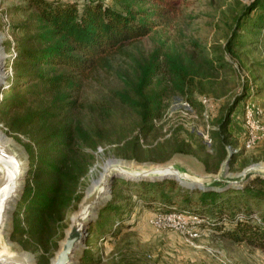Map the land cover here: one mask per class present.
Segmentation results:
<instances>
[{"label":"trees","instance_id":"trees-1","mask_svg":"<svg viewBox=\"0 0 264 264\" xmlns=\"http://www.w3.org/2000/svg\"><path fill=\"white\" fill-rule=\"evenodd\" d=\"M24 1L23 6H13L10 12L28 15L26 23L14 27L31 35L17 45L16 55L8 61L12 74L0 91V123L8 134L28 139L24 147L30 167L12 235L13 240L28 239L21 241L28 249L31 241L40 242L55 229L57 218L73 199V190L84 174L76 159L85 155L87 146L94 149L100 144V130H83L82 114L90 112L105 126L114 124L115 106L135 115L138 132L119 150L123 158L141 161L137 153H144V159L162 163L175 153L196 154L191 146L178 142L168 151L157 145L142 152L140 140L152 133L154 122L161 117L166 90L172 88L186 95L193 78L187 65L162 52L161 47L141 58L128 50L166 23L187 0H114L118 9L98 0L81 7L59 0ZM256 11H260L258 17L249 21V15ZM262 28L264 0H252L236 21L226 48L231 51L240 45L237 38L242 29L258 35ZM221 60L220 56L201 60L197 76L201 65L216 70L213 64L221 68ZM116 61H122L132 79L116 68ZM114 77L123 82L124 89L109 91L108 97L102 96L89 106L86 89L100 87L103 79ZM236 105L227 108L218 131L210 135L213 154L200 159L207 172L218 171L226 158V147L234 144L227 130ZM126 137L123 131L119 133L120 141ZM257 182V187L221 193L186 190L172 180H117L120 184L114 189L120 186L122 191L132 193L156 214L195 216L200 220L199 229L264 252V182ZM118 197L113 192L112 202L101 212L106 216L100 215L91 225V235L113 234L112 226L120 225L121 220L111 219ZM92 261L86 250L81 264Z\"/></svg>","mask_w":264,"mask_h":264},{"label":"rangeland","instance_id":"rangeland-1","mask_svg":"<svg viewBox=\"0 0 264 264\" xmlns=\"http://www.w3.org/2000/svg\"><path fill=\"white\" fill-rule=\"evenodd\" d=\"M59 1L74 2L81 7L91 0ZM98 1L118 9L114 0ZM251 1L187 0L179 5L178 10L166 23L157 27L149 37L128 49L131 54L141 58L161 47L162 52L187 65L189 75L193 78L192 88H189L186 95H181L172 88L166 90L161 117L154 122L152 133L146 139L140 140L142 152L157 145L164 146L168 151L173 143L178 142L191 146L196 155L175 153L162 163L144 159L146 156L144 153H137L141 161L123 158L119 150L123 148L125 141L136 136L138 132V120L135 115L114 105L115 122L105 126L98 118L92 116L93 114L86 112L81 115V126L86 132L100 130L101 135L98 138L100 144L94 149L87 146L84 149L85 155L76 159L77 165L84 170V174L79 177L70 204L57 218L55 229L40 242L31 241L28 249L21 244V241H28L25 237L21 240H13L15 213L20 200L11 214L3 245L13 251L30 254L34 264H50L70 224L71 215L77 211L86 189L99 177L104 164L110 159L123 160L137 166L179 163L196 174H214L205 170L200 159L213 154L210 135L218 131L220 118L227 108L235 103L237 105L230 121L232 117L240 121L242 133L239 138L231 136V142L234 144L226 147V152L230 149L235 154L229 164V173L237 175L248 166L264 163V135L252 148L244 149L247 140L245 124L247 103L254 104L260 110L258 119L264 127V28L258 35L242 29L237 38L240 45L231 51L226 48L236 21L241 18ZM24 4V0H0V38L9 59L16 55L17 45L31 35L14 27L26 23L28 15L10 12L11 7ZM259 14L260 11L252 12L249 21L256 19ZM218 56L222 58L220 64L223 67L220 68L218 63H214V68L218 69L210 70L207 66L201 65V72L197 76V65H200L201 60H213ZM9 59L6 62L5 72L8 78H11L12 72L7 65ZM115 65L122 74H126V78L132 79L129 73H126L127 69L122 61H116ZM102 83L100 87L92 86L86 89L85 97L89 106L102 96L108 97L109 91L124 89L123 82L115 77L103 79ZM1 96L0 93V99ZM203 99L208 100L207 103L203 104ZM121 131L127 135L124 141H120L119 138ZM0 132L12 141L24 157L28 158L29 163V155L24 147V144L28 143L27 137L8 134L1 123ZM228 134L231 135L229 132ZM235 149L238 152L235 153L233 151ZM88 156H92V160ZM257 180L250 182L247 187H257L259 185ZM118 181L135 182L125 179ZM116 182L117 180L115 184H120ZM119 188L120 186L115 189L113 187L110 201L99 210L93 224L112 202L115 192L119 197L117 205L115 204L117 210L112 213L111 219L117 222L121 220L120 225L112 226L113 234L91 235L88 231L85 249L76 257V264H81L86 250L93 260L92 264H264V252L261 250L245 243H233L195 226H193L195 230L189 226L198 234L197 238L191 240L193 245L187 241L186 236L175 230L157 229L151 224L152 218L157 215L156 211L146 208L132 193ZM103 216L105 217L106 213Z\"/></svg>","mask_w":264,"mask_h":264},{"label":"water","instance_id":"water-1","mask_svg":"<svg viewBox=\"0 0 264 264\" xmlns=\"http://www.w3.org/2000/svg\"><path fill=\"white\" fill-rule=\"evenodd\" d=\"M2 52L5 50L0 39V91L7 83L5 67L9 59ZM234 155L227 149L226 158L221 162L218 171L205 175L196 174L179 163L137 166L123 160H108L98 179L86 189L77 211L71 215L70 224L50 264H76V257L85 249L89 228L97 219L99 210L110 201L112 189L118 179L135 182L172 180L190 190L218 193L230 189H244L257 179L264 182V163L253 164L241 173L231 175L229 164ZM28 172V158L0 132V264H34L30 254L13 251L3 245L11 214L24 193Z\"/></svg>","mask_w":264,"mask_h":264},{"label":"built area","instance_id":"built-area-1","mask_svg":"<svg viewBox=\"0 0 264 264\" xmlns=\"http://www.w3.org/2000/svg\"><path fill=\"white\" fill-rule=\"evenodd\" d=\"M208 100L203 99L202 103H207ZM260 110L251 103H247L245 106V124L247 128V140L244 144V149L252 148L259 139L264 135V127L261 126L258 117L260 116ZM235 153L238 152L237 149L233 150ZM200 220L195 216H189L182 213H168V214H157L152 220L151 224L157 229H169L175 230L182 235L187 237V241L193 245L191 240L198 237L196 231L197 225ZM189 226H195L191 230Z\"/></svg>","mask_w":264,"mask_h":264},{"label":"crops","instance_id":"crops-1","mask_svg":"<svg viewBox=\"0 0 264 264\" xmlns=\"http://www.w3.org/2000/svg\"><path fill=\"white\" fill-rule=\"evenodd\" d=\"M228 132L231 134L232 137L239 138V136L242 133V127L240 121L232 117L228 127Z\"/></svg>","mask_w":264,"mask_h":264},{"label":"bare ground","instance_id":"bare-ground-1","mask_svg":"<svg viewBox=\"0 0 264 264\" xmlns=\"http://www.w3.org/2000/svg\"><path fill=\"white\" fill-rule=\"evenodd\" d=\"M0 39H1V38H0ZM2 54L5 55V56H7V54H6L5 52H4V53L2 52ZM5 75H7L6 72H5ZM97 179H98V178H97Z\"/></svg>","mask_w":264,"mask_h":264}]
</instances>
